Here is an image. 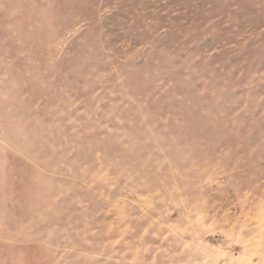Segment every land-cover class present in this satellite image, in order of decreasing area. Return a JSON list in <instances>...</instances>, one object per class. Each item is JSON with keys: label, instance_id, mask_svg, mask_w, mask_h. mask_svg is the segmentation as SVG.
I'll use <instances>...</instances> for the list:
<instances>
[{"label": "rangeland", "instance_id": "374dc122", "mask_svg": "<svg viewBox=\"0 0 264 264\" xmlns=\"http://www.w3.org/2000/svg\"><path fill=\"white\" fill-rule=\"evenodd\" d=\"M0 264H264V0H0Z\"/></svg>", "mask_w": 264, "mask_h": 264}]
</instances>
